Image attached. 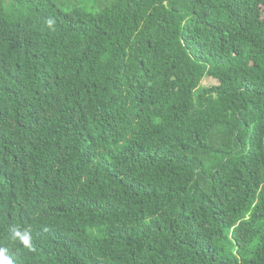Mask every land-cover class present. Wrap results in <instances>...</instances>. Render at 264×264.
<instances>
[{
    "label": "trees",
    "instance_id": "16d2710c",
    "mask_svg": "<svg viewBox=\"0 0 264 264\" xmlns=\"http://www.w3.org/2000/svg\"><path fill=\"white\" fill-rule=\"evenodd\" d=\"M0 248L264 264V0H0Z\"/></svg>",
    "mask_w": 264,
    "mask_h": 264
},
{
    "label": "clouds",
    "instance_id": "9594fccd",
    "mask_svg": "<svg viewBox=\"0 0 264 264\" xmlns=\"http://www.w3.org/2000/svg\"><path fill=\"white\" fill-rule=\"evenodd\" d=\"M49 27L54 24V20L49 17L46 21ZM14 237L18 238L20 242L28 247L30 251H35V247L32 245L31 231L30 229L21 230L19 227H16L14 230ZM0 264H13L12 259L6 255V249L0 248Z\"/></svg>",
    "mask_w": 264,
    "mask_h": 264
},
{
    "label": "rangeland",
    "instance_id": "374dc122",
    "mask_svg": "<svg viewBox=\"0 0 264 264\" xmlns=\"http://www.w3.org/2000/svg\"><path fill=\"white\" fill-rule=\"evenodd\" d=\"M217 83H218L217 79L206 76L202 81V87H209Z\"/></svg>",
    "mask_w": 264,
    "mask_h": 264
}]
</instances>
